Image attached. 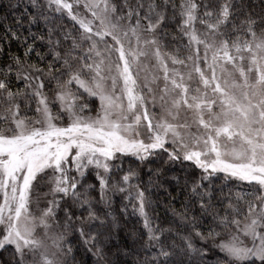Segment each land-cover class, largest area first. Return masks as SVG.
Segmentation results:
<instances>
[{
    "label": "snow or ice",
    "instance_id": "1",
    "mask_svg": "<svg viewBox=\"0 0 264 264\" xmlns=\"http://www.w3.org/2000/svg\"><path fill=\"white\" fill-rule=\"evenodd\" d=\"M0 6V264H264V0Z\"/></svg>",
    "mask_w": 264,
    "mask_h": 264
},
{
    "label": "trees",
    "instance_id": "2",
    "mask_svg": "<svg viewBox=\"0 0 264 264\" xmlns=\"http://www.w3.org/2000/svg\"><path fill=\"white\" fill-rule=\"evenodd\" d=\"M27 2H28V0H21V5L23 6L24 4H27ZM8 3H9V0H0V5L6 6ZM4 15H5V9H4V7L0 6V34L3 33V26L5 24L14 23V21L12 20V14L10 11L7 13V15H8L7 21L3 20ZM38 30L39 29L37 27H35V26L33 27V31H38ZM184 43L187 44L186 39H185ZM11 49L13 51H19L21 53V55L23 54V49L22 48L18 49V42H14L11 45ZM4 50H5V52L8 51L7 45L4 46ZM181 51L184 54H187L186 50L181 49ZM3 60H4V57H0V62H2ZM27 115H32V113H27ZM129 159H131V158H129ZM127 164H128V160L125 161V167H127ZM89 182L95 183L94 176H92L91 174L89 175ZM246 190H250V189H246ZM225 191H227V189H225ZM173 195H175L174 190H173ZM153 199L156 200V205L150 211L152 213L158 215L160 222L167 223L168 221H170L171 220V215H170L171 207L179 208V202L177 201L174 205L169 206V204H168L169 197L167 195H165L163 192H161L158 197H153ZM116 204H117V208H119V204H120L119 195H117V197H116ZM155 222L156 221L154 220V223ZM163 223H162V226H163ZM205 224H207V221H205ZM127 227L129 230L139 229L141 227V224L138 220V217L131 214V209H129V216L127 218ZM206 230L207 229L205 228V231ZM121 242L126 244V245L129 244V238L125 235L124 232H121ZM217 242H219V241H217ZM3 255H4L3 253H0V257H2ZM77 258L83 259L85 261V264H93L92 257L90 255L85 254L82 249L77 252ZM209 259H212V257L210 256Z\"/></svg>",
    "mask_w": 264,
    "mask_h": 264
},
{
    "label": "rangeland",
    "instance_id": "3",
    "mask_svg": "<svg viewBox=\"0 0 264 264\" xmlns=\"http://www.w3.org/2000/svg\"><path fill=\"white\" fill-rule=\"evenodd\" d=\"M201 54H202V49H201ZM155 111L157 112V114L159 113V108L157 107L156 109H155Z\"/></svg>",
    "mask_w": 264,
    "mask_h": 264
}]
</instances>
